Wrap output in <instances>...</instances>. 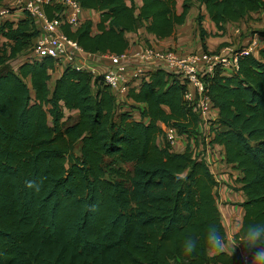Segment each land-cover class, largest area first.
Returning a JSON list of instances; mask_svg holds the SVG:
<instances>
[{
    "label": "trees",
    "instance_id": "trees-1",
    "mask_svg": "<svg viewBox=\"0 0 264 264\" xmlns=\"http://www.w3.org/2000/svg\"><path fill=\"white\" fill-rule=\"evenodd\" d=\"M77 1L100 13L97 31L91 19L62 30L92 54H124L127 34L142 26L158 39L173 36L194 1L219 30L264 11V0H184L181 11L178 0ZM62 9L46 6L49 18ZM203 19L196 17L208 51ZM0 32L7 39L0 46V264H244V255L250 264L240 239L249 225L264 224V47L242 54L234 73L217 69L204 78L219 111L211 143L224 146L246 196L237 251L229 254L206 240L215 226L226 242L219 181L206 159L190 145L174 152L158 143L160 123L189 139L199 135L202 119L185 100L179 74L150 69L117 97L102 75L67 64L52 89L53 57L29 56L7 68L32 51L40 33L34 19L5 20ZM257 33L264 41V30ZM122 98L131 104L120 105ZM72 110L79 113L68 123ZM28 180L40 191L26 188ZM189 237L197 246L186 254Z\"/></svg>",
    "mask_w": 264,
    "mask_h": 264
},
{
    "label": "built area",
    "instance_id": "built-area-1",
    "mask_svg": "<svg viewBox=\"0 0 264 264\" xmlns=\"http://www.w3.org/2000/svg\"><path fill=\"white\" fill-rule=\"evenodd\" d=\"M48 5H61L63 9L56 13V17L49 18L46 12ZM15 10L31 16L39 27L40 33L33 43L31 58L50 56L57 62L84 69L78 61L80 55L86 53L94 55L85 52L62 30L63 24L68 23L75 28L81 23L82 7L77 0H11L9 4L0 8V17H8ZM258 42V37H254L248 45L239 49L228 47L222 50H203L187 54L151 45L137 50L130 62L126 52L122 55L111 54L114 67L101 75L104 83L111 87L117 97H126L130 87L134 86L131 84L133 79L140 81L143 77H147L148 70L164 67L179 74L183 81L187 82L185 100L200 115L202 123L211 124L216 116L213 113L212 102L206 93L205 76L213 74L217 69H221L223 74L234 73L238 70L239 57L242 54L258 55ZM129 65L134 67L131 76L126 74ZM163 135L173 150L179 137L177 129L166 125Z\"/></svg>",
    "mask_w": 264,
    "mask_h": 264
},
{
    "label": "crops",
    "instance_id": "crops-1",
    "mask_svg": "<svg viewBox=\"0 0 264 264\" xmlns=\"http://www.w3.org/2000/svg\"><path fill=\"white\" fill-rule=\"evenodd\" d=\"M11 0H4L0 2V8L9 4ZM184 0H178V10L181 11ZM138 5L142 4V0H137ZM201 13L204 16L203 27L207 31L205 35V43L208 51L222 50L228 47H236L237 43L242 42V45H248L254 37L262 43V38L255 33V35L243 38L241 35L250 28H257L260 24H263V20H258L257 16L264 18V11L250 12L243 19L237 22H228L225 24V28L219 30L217 25L209 18L208 12L204 5H200L197 1L192 3L187 20L184 24L177 26L176 32L173 36L165 39H158L154 35L148 33L145 26L140 27L137 31L128 33L130 46L126 50V54L129 55V62L132 55L137 51L147 46H156L162 49H174L180 53L187 54L191 52L203 51L202 39L198 29V23L196 15ZM25 15L19 11H13L8 17H0V24L5 20L18 21ZM81 21L91 19L94 24V30L97 31V23L100 20V13L90 9H83L80 13ZM261 30H264L261 29ZM260 31V30H259ZM257 34V35H256ZM7 41L0 32V46ZM233 44V45H232ZM31 52L24 57L16 60L18 65L25 60L26 57L31 56ZM79 63L87 71L94 72L96 75H101L107 70L112 69L113 58L111 54H94L88 55L82 54L78 59ZM66 64L64 62L57 63V69L53 72L52 79L50 81V87L53 89L55 80L63 72ZM17 67L15 69H17ZM134 71V67L129 65L126 74L131 76ZM139 80L133 79L132 85H137ZM126 99H120V105L131 104V101ZM143 107V104L139 105ZM218 109L213 108V113L218 116ZM75 116L78 115V110H72L68 112ZM210 125L201 123L199 127V135L189 139L186 135H179L178 140L173 148L174 152H183L188 145H190L195 154L200 157H204L209 164L211 171L214 173L216 179L219 181L217 190H220V199L217 198L218 207L220 210L221 220L226 231L225 252L233 254L237 251L238 244L235 241V235L240 230L245 209L242 203L245 201L246 196L240 190L241 183L239 177L241 173L235 169L232 164H229L224 159V146L216 143H211ZM160 126L165 129L166 125L160 123ZM158 143L164 145L166 140L164 136L158 138ZM237 187H236V186ZM238 188L237 190L235 189ZM222 203V206L219 204ZM225 203V204H224ZM215 253V252H212Z\"/></svg>",
    "mask_w": 264,
    "mask_h": 264
},
{
    "label": "clouds",
    "instance_id": "clouds-1",
    "mask_svg": "<svg viewBox=\"0 0 264 264\" xmlns=\"http://www.w3.org/2000/svg\"><path fill=\"white\" fill-rule=\"evenodd\" d=\"M25 187L36 192L40 191V184L33 180L26 181ZM89 210L95 211L96 207L92 205ZM206 240L209 248L213 251L223 252L225 250L224 238L215 226L209 228ZM240 244H243L245 249L251 253L250 264H264V224L249 225L240 239ZM196 246L195 239L186 238L184 252L191 254L196 250ZM243 259L245 264H248V256Z\"/></svg>",
    "mask_w": 264,
    "mask_h": 264
},
{
    "label": "rangeland",
    "instance_id": "rangeland-1",
    "mask_svg": "<svg viewBox=\"0 0 264 264\" xmlns=\"http://www.w3.org/2000/svg\"><path fill=\"white\" fill-rule=\"evenodd\" d=\"M199 14V13H198ZM197 14V15H198ZM197 15H196V17H197ZM196 19V18H195ZM257 19L258 20H263V24H260L257 28H250V29H248L246 32H245V34H242L241 36L243 37V38H245V37H249V36H252V35H255V33H257V31H259V30H261V29H263L264 28V18L263 17H261V16H257ZM258 34V33H257ZM256 34V35H257ZM233 45V44H232ZM241 47H243V45H242V42H240V43H237L236 44V47H234V49H239V48H241ZM262 47H264V41H263V39H262V43H261V41L259 40V42H258V50H260V48H262ZM15 67H17V61L16 60H13V61H11V62H9L8 64H7V68H15ZM67 117H68V123H73L74 121H75V118H76V116L75 115H73V114H67ZM79 149H77V151H78ZM236 186V185H235ZM237 187V186H236ZM235 187V189L237 190L238 188H236ZM216 195H217V198L218 199H220V190L218 189L217 190V193H216ZM219 204L222 206V203L221 202H219ZM225 204V203H224Z\"/></svg>",
    "mask_w": 264,
    "mask_h": 264
}]
</instances>
